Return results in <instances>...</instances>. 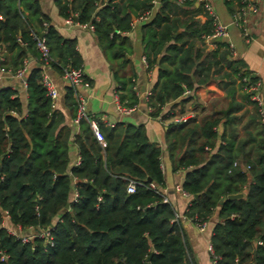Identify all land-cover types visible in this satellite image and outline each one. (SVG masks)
<instances>
[{
	"label": "trees",
	"instance_id": "obj_1",
	"mask_svg": "<svg viewBox=\"0 0 264 264\" xmlns=\"http://www.w3.org/2000/svg\"><path fill=\"white\" fill-rule=\"evenodd\" d=\"M175 2L161 4L141 24L148 68H157L146 100L149 115L171 116L161 114L163 106L192 99L182 97L186 89L214 81L225 90L232 100L227 113L213 101L199 119L166 124V150L172 170H185L182 188L191 198L184 215L208 221L217 211L210 235L214 264H264V118L247 89L258 77L242 58L232 56L229 42L204 41L213 31V18L200 2L196 6L184 0L188 8L179 12ZM56 3L60 15L93 25L98 43L111 52L119 103L135 106L133 74L121 73L131 41L121 32L153 6L151 0H106L101 6L96 0ZM33 33L44 39L48 67L56 73L82 68L76 40L49 23L39 0H0V67L15 71L28 54L35 57L25 73V107L16 88L0 87V254L7 255L0 264H198L176 209L160 192L162 150L149 140L144 123L111 126L89 115L104 136L101 144L88 119L74 121L76 89L69 84L62 95L71 118L66 122L41 82L45 61ZM238 88L241 101L235 99ZM245 103L252 106L240 136L242 114L237 112ZM129 179L136 181L133 192L126 191ZM238 192L243 195L228 197ZM4 216L13 227L49 230L51 242L39 235L23 241L3 226Z\"/></svg>",
	"mask_w": 264,
	"mask_h": 264
},
{
	"label": "crops",
	"instance_id": "obj_2",
	"mask_svg": "<svg viewBox=\"0 0 264 264\" xmlns=\"http://www.w3.org/2000/svg\"><path fill=\"white\" fill-rule=\"evenodd\" d=\"M105 1L106 0H96V5L101 6ZM166 1L168 0H151L153 6L146 10L148 11L146 18L139 19V13L132 18L130 23L131 28L121 32L122 35H127L131 41L132 48L129 53L125 52L128 62L121 68L123 69L121 73L123 72L126 75L133 74V87L138 97L137 104L129 111L122 110L119 107L118 97L116 95L117 81L113 75L110 60L111 52L108 53V51L106 52L102 49L101 45L98 43L94 30L79 25L75 18H73L71 22H67V17L60 15L56 0H39V4L42 13L49 18V23H51L61 35L76 40V48L82 59V70L85 78V83L81 84L77 90L86 99V109L89 115L96 116L104 122L105 125L111 126L120 121L134 124L144 123L149 140L160 146L162 150L161 168L164 173V185L159 188L160 192L176 209V213L180 217L185 228L188 242L193 250L197 263L214 264L210 257L209 247L211 230L214 223L218 220L217 211L215 210L209 218L204 230H199L198 227L184 215V211L186 210L191 196L184 195L180 190V188L182 189L185 170L178 169L173 171L171 168L166 150L165 130L168 122H177L188 117L199 119L202 115L207 113L213 101H216L215 108L220 109L222 112V109L226 108L229 102H231L232 106V100L229 97L226 98L225 90L219 88L216 83L212 81L206 85L199 86L195 90L189 89L190 92L188 94L182 93V97L193 95L192 99L183 104L178 103L179 98L175 101L166 103L163 106L161 114L167 115L170 113L172 114L171 116L165 118L163 116L151 117L149 115L146 100L151 87L156 81L157 68H148L141 40V24L151 19L153 8L156 11L161 4H164ZM191 1L196 6L199 4L196 0ZM209 1L211 5L214 3L223 17H226V13L232 15L239 4V0ZM183 2H175L178 12L179 8H188V5L186 6ZM256 2L258 6L256 12L250 13L246 17L243 25L246 29V33L244 34L242 28L237 25L239 27V33L236 29H233L231 39H229L228 42L232 50V56L242 58L246 63V68H248L253 75L258 77L257 81L259 82V87L257 91L260 97V104L264 111V0H256ZM179 15L183 19L187 17L183 14ZM196 18L202 21L204 16L203 14H198ZM44 22L48 23L47 21ZM204 41L208 43L205 39ZM25 61L27 63V68L31 67L35 64V57L28 54ZM46 70L59 91L56 107L64 112L66 122L70 123L71 118L69 110L65 107L62 96L63 87L67 83L60 74L56 73L50 67H47ZM5 86H11L18 90L25 107L26 87L24 81L10 75L8 72L0 71V87ZM241 92L242 90L239 88L235 92V99L238 101L242 99ZM251 106V104L245 103L244 107L237 112V114H242V119L238 124L240 136L243 134L242 124L247 120L251 112ZM222 129L223 126L220 123L216 129L218 135L221 134ZM219 140L218 137L217 143ZM70 150L73 161H76L78 158L76 146L71 144ZM74 193L75 191L71 194L72 199H74ZM7 219L8 217L4 216L2 222L3 226L12 228L13 226L7 224Z\"/></svg>",
	"mask_w": 264,
	"mask_h": 264
},
{
	"label": "built area",
	"instance_id": "obj_3",
	"mask_svg": "<svg viewBox=\"0 0 264 264\" xmlns=\"http://www.w3.org/2000/svg\"><path fill=\"white\" fill-rule=\"evenodd\" d=\"M176 1L177 2H183L184 0H176ZM196 1L200 2L202 4L203 8L205 9V11L213 18V31L210 34L205 35V40L208 43H211V41L215 38L221 39L225 36H228V30H227L226 26L217 18V15L214 13V10L212 8L210 1L209 0H196ZM257 8H258V6H257L256 0H239L238 7L233 12L232 18H233L234 23L242 28L244 34L246 33V29L243 25H244V22L246 20V17L250 13L256 12ZM147 14H148V11H145L144 13L140 14L138 16V18L139 19H145ZM66 21L71 22L72 18L67 17ZM43 24L46 25L47 23L43 22ZM79 25L93 29V25L89 24V23H79ZM33 35H34V38L36 39V47L40 53V56L45 61L41 65V68H42L41 69V82L46 89V93L51 98V102H52L51 106L56 107V100L58 98L59 91H58L56 85L54 84V82L52 81V79L50 78V76L48 75L47 70H46L48 67L47 60L49 58V48L41 36H39L35 33H33ZM1 58L2 57L0 56V59ZM27 69H28L27 63L25 60H24V64L21 67H19L18 69H16L15 71H12L11 69H4L3 67H0L1 72H8V73H10V75L22 79L24 81V83H25V73H26ZM61 76L64 78V80L66 81L67 84L72 85L76 89L75 97H76L77 107H76V115L74 117V121L77 122L82 117L88 119L90 121V126L93 129L97 140L101 144H104L105 141H104L103 134L101 133V131H99L95 120L90 119V117H89V113L87 112V109H86V99L77 90V88L81 84L85 83V78H84V73H83L82 68L81 67H78V68L65 67L64 72ZM258 87H259V82L256 81L254 83H251L247 87V89L253 91L252 98L257 100L258 103L260 104L261 103L260 97H259L258 91H257ZM189 92H190V90L186 89L183 93L188 94ZM118 104H119L120 109L125 110V111L132 110L135 107V106H132V107L122 106L119 103V101H118ZM260 106H261L260 112L264 118L263 107L261 104H260ZM234 164H237V162H235ZM135 184H136V181L129 179L128 183L126 185V191L127 192H133L135 190ZM151 187H156V185L154 183H151ZM180 190L182 191V193L184 195H190L183 188L182 189L180 188ZM76 195H77V193L75 191L74 199H75ZM164 199L166 200L165 197H164ZM177 217H179V216L176 213V218ZM190 220L198 227L199 230L205 229L207 221H200V219H196L195 221H193L192 219H190ZM8 230L12 234L16 235L17 237H20L23 241H29L35 235H39L40 237L45 238L46 241H48V242H51V239H52L51 233L47 229H41L39 231H34V229L32 227H29L27 229H22L20 225H16L12 228H8ZM209 249L211 252V246L209 247ZM5 257H7V255L3 251H1L0 258L4 259Z\"/></svg>",
	"mask_w": 264,
	"mask_h": 264
},
{
	"label": "rangeland",
	"instance_id": "obj_4",
	"mask_svg": "<svg viewBox=\"0 0 264 264\" xmlns=\"http://www.w3.org/2000/svg\"><path fill=\"white\" fill-rule=\"evenodd\" d=\"M212 8L214 10V13L217 15V18L226 26V28L228 30V36L223 37V40L228 42V40L231 39L232 30L236 29L239 33V27L234 23L231 14L229 15L228 13H226L227 14L226 17H223L221 15V12H219V9H217V7L214 5V3L212 4ZM154 11L155 10L153 8V11L151 13L152 15H153ZM152 15H151V17H152Z\"/></svg>",
	"mask_w": 264,
	"mask_h": 264
},
{
	"label": "water",
	"instance_id": "obj_5",
	"mask_svg": "<svg viewBox=\"0 0 264 264\" xmlns=\"http://www.w3.org/2000/svg\"><path fill=\"white\" fill-rule=\"evenodd\" d=\"M230 107H231V102H229V104H228V106L226 108L222 109V112L226 113L229 110ZM148 180H150L149 177H148ZM242 195H243L242 192H238V193L229 194L228 197H230V198L231 197H239V196H242Z\"/></svg>",
	"mask_w": 264,
	"mask_h": 264
}]
</instances>
